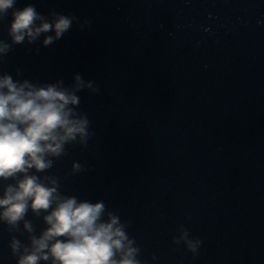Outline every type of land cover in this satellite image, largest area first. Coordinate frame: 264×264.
I'll list each match as a JSON object with an SVG mask.
<instances>
[{
	"label": "water",
	"instance_id": "water-1",
	"mask_svg": "<svg viewBox=\"0 0 264 264\" xmlns=\"http://www.w3.org/2000/svg\"><path fill=\"white\" fill-rule=\"evenodd\" d=\"M29 3L91 21L47 48L14 46L0 63L14 78L70 84L79 73L100 89L79 93L93 135L54 162L60 191L103 200L129 222L145 264H264V0L17 7ZM73 161L87 171L73 174ZM27 218L39 234L42 217ZM180 225L202 242L195 257L172 243ZM13 236L27 243L0 224L3 264H16Z\"/></svg>",
	"mask_w": 264,
	"mask_h": 264
},
{
	"label": "clouds",
	"instance_id": "clouds-1",
	"mask_svg": "<svg viewBox=\"0 0 264 264\" xmlns=\"http://www.w3.org/2000/svg\"><path fill=\"white\" fill-rule=\"evenodd\" d=\"M18 2L0 0V22L8 20L7 39H0V63L14 46L40 41L47 48L73 24L81 31L91 25L89 20L81 22L54 9L42 14L31 3L20 8ZM20 75L17 71L16 77ZM83 91L98 95L100 89L79 73L70 84L63 79L35 83L8 72L0 74V182L4 183L0 224L27 234V243L15 236L10 241L16 264H145L128 232L129 222L122 221L103 200L63 194L58 178L48 174L70 146L85 148L92 138L91 121L80 110ZM71 171L79 174L87 168L73 161ZM29 213L42 217L39 234L27 218ZM172 243L182 244L193 257L202 244L183 225L178 226Z\"/></svg>",
	"mask_w": 264,
	"mask_h": 264
}]
</instances>
